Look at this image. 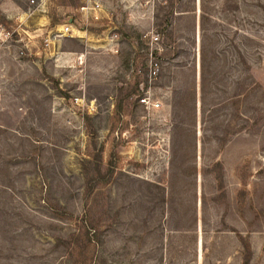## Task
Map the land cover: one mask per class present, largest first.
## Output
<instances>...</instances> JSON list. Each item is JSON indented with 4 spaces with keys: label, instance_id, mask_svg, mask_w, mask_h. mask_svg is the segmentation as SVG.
I'll use <instances>...</instances> for the list:
<instances>
[{
    "label": "rangeland",
    "instance_id": "rangeland-1",
    "mask_svg": "<svg viewBox=\"0 0 264 264\" xmlns=\"http://www.w3.org/2000/svg\"><path fill=\"white\" fill-rule=\"evenodd\" d=\"M0 264H264V0H0Z\"/></svg>",
    "mask_w": 264,
    "mask_h": 264
},
{
    "label": "built area",
    "instance_id": "built-area-1",
    "mask_svg": "<svg viewBox=\"0 0 264 264\" xmlns=\"http://www.w3.org/2000/svg\"><path fill=\"white\" fill-rule=\"evenodd\" d=\"M32 2H34V0H32ZM65 30H66V31H70V27L67 26V27L65 28ZM156 72H157V68H154L153 70H151V73H152L153 75L156 74ZM146 101H147V98H146V97H142V98H141V102L146 103Z\"/></svg>",
    "mask_w": 264,
    "mask_h": 264
}]
</instances>
